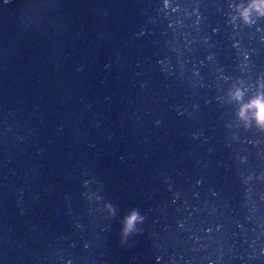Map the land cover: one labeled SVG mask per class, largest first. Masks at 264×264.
<instances>
[{
	"label": "water",
	"instance_id": "water-1",
	"mask_svg": "<svg viewBox=\"0 0 264 264\" xmlns=\"http://www.w3.org/2000/svg\"><path fill=\"white\" fill-rule=\"evenodd\" d=\"M257 97L264 0H0V264H264Z\"/></svg>",
	"mask_w": 264,
	"mask_h": 264
},
{
	"label": "clouds",
	"instance_id": "clouds-1",
	"mask_svg": "<svg viewBox=\"0 0 264 264\" xmlns=\"http://www.w3.org/2000/svg\"><path fill=\"white\" fill-rule=\"evenodd\" d=\"M246 12V10H245ZM248 107H253L255 109V118L258 124L264 126V98L257 97L251 101ZM243 114V110H242ZM144 217L140 216L135 210L131 211V213L125 217L124 219V228L122 229V237L121 243H124V239L126 238L128 232L132 229L134 223L137 220H142Z\"/></svg>",
	"mask_w": 264,
	"mask_h": 264
}]
</instances>
